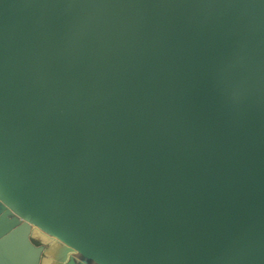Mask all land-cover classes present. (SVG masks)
Wrapping results in <instances>:
<instances>
[{"label":"water","instance_id":"water-1","mask_svg":"<svg viewBox=\"0 0 264 264\" xmlns=\"http://www.w3.org/2000/svg\"><path fill=\"white\" fill-rule=\"evenodd\" d=\"M3 264H264V0H0Z\"/></svg>","mask_w":264,"mask_h":264},{"label":"snow or ice","instance_id":"snow-or-ice-1","mask_svg":"<svg viewBox=\"0 0 264 264\" xmlns=\"http://www.w3.org/2000/svg\"><path fill=\"white\" fill-rule=\"evenodd\" d=\"M0 264H3V260L2 259H0Z\"/></svg>","mask_w":264,"mask_h":264}]
</instances>
